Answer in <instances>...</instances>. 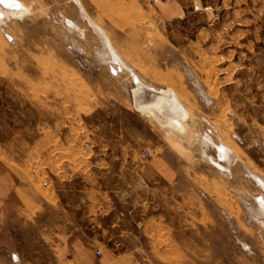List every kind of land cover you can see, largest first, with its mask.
Wrapping results in <instances>:
<instances>
[{
  "label": "rangeland",
  "instance_id": "1",
  "mask_svg": "<svg viewBox=\"0 0 264 264\" xmlns=\"http://www.w3.org/2000/svg\"><path fill=\"white\" fill-rule=\"evenodd\" d=\"M17 1L25 14L0 22L12 264H264V0ZM90 23L178 95L184 134L136 109ZM221 143L225 171L204 157Z\"/></svg>",
  "mask_w": 264,
  "mask_h": 264
},
{
  "label": "bare ground",
  "instance_id": "2",
  "mask_svg": "<svg viewBox=\"0 0 264 264\" xmlns=\"http://www.w3.org/2000/svg\"><path fill=\"white\" fill-rule=\"evenodd\" d=\"M0 4L6 9L4 10V8L0 7V22L5 20V17H8V16L17 17L19 15L25 14V12L27 11L23 3L17 0H0ZM68 23L71 27L75 28V25L73 24V22L72 23L68 22ZM91 25L93 27V30H95V32L98 34V37L101 40V43L103 44L104 48L108 50V55L106 53L107 51H104L106 53L105 57H107L106 59L107 61L104 60L106 61V64L108 62L111 63V60H112V63H114V66L116 65V68H114L113 66H112L113 68L111 67L113 71L116 72V70H120L121 72H124V73L127 72L131 75L133 81L135 82L136 89L134 90L133 97L135 100L134 105L136 109L139 112H141L144 116H147L148 118H152L155 121H157L160 126L166 128L169 132H172V133L177 132L180 134H184L186 131L185 126H184L185 125L184 119L187 114H186L185 107L179 100L178 95L173 90H170V89L157 90L151 87V85H147L145 84V82L143 83L139 79V77L113 51L105 35H103V33L101 34V31H100L101 29H99V27H97L94 23ZM203 141H205L204 143H206V145L209 143H212L208 140V138H205V140ZM201 143L202 145L204 144L203 142ZM216 148L218 150V155H217L218 158L217 157L209 158L207 155H205L204 157L213 166L217 167L218 169L224 170V171L229 170L230 166L226 167L222 163L226 162L227 165H230L232 163L231 155H233V150L223 143L217 144ZM258 183H259V186L264 190V180L258 179ZM253 201L254 203H253L252 211L256 214V216L259 217L258 219L261 218L262 220H264V195L261 194V195L254 197ZM262 224L264 225V221L262 222Z\"/></svg>",
  "mask_w": 264,
  "mask_h": 264
},
{
  "label": "crops",
  "instance_id": "3",
  "mask_svg": "<svg viewBox=\"0 0 264 264\" xmlns=\"http://www.w3.org/2000/svg\"><path fill=\"white\" fill-rule=\"evenodd\" d=\"M16 188V181L13 177L12 171L0 162V258L3 264H12V255L14 254L9 248H4V236L6 234L2 231L1 221L4 214L7 212L10 200ZM71 251H73V240L71 241ZM76 250H80L79 248Z\"/></svg>",
  "mask_w": 264,
  "mask_h": 264
},
{
  "label": "built area",
  "instance_id": "4",
  "mask_svg": "<svg viewBox=\"0 0 264 264\" xmlns=\"http://www.w3.org/2000/svg\"><path fill=\"white\" fill-rule=\"evenodd\" d=\"M98 254V253H97Z\"/></svg>",
  "mask_w": 264,
  "mask_h": 264
}]
</instances>
